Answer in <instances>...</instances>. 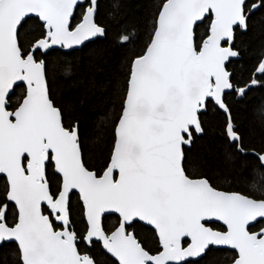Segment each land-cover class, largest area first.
Segmentation results:
<instances>
[{"label":"snow or ice","instance_id":"obj_1","mask_svg":"<svg viewBox=\"0 0 264 264\" xmlns=\"http://www.w3.org/2000/svg\"><path fill=\"white\" fill-rule=\"evenodd\" d=\"M214 255L264 264V0H0V264Z\"/></svg>","mask_w":264,"mask_h":264},{"label":"trees","instance_id":"obj_2","mask_svg":"<svg viewBox=\"0 0 264 264\" xmlns=\"http://www.w3.org/2000/svg\"><path fill=\"white\" fill-rule=\"evenodd\" d=\"M260 39L261 37H257L256 42L258 43ZM259 103H260V98L258 96L253 98V100L250 101V108L248 112V119L252 125L253 130L257 133L259 131L260 121L255 109L259 105ZM208 264H224V258L220 255L210 256L208 258Z\"/></svg>","mask_w":264,"mask_h":264}]
</instances>
